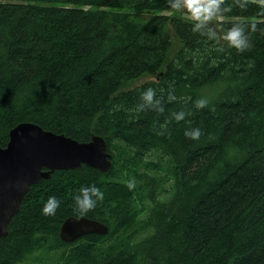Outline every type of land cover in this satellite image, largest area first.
Wrapping results in <instances>:
<instances>
[{
    "label": "trees",
    "instance_id": "trees-1",
    "mask_svg": "<svg viewBox=\"0 0 264 264\" xmlns=\"http://www.w3.org/2000/svg\"><path fill=\"white\" fill-rule=\"evenodd\" d=\"M195 3L0 0V147L33 122L78 141L99 135L112 155L107 172L83 164L32 185L0 264L57 249L60 264H264V0L175 14ZM143 75L155 79L125 88ZM50 198L59 203L46 214ZM69 216L108 232L63 242Z\"/></svg>",
    "mask_w": 264,
    "mask_h": 264
},
{
    "label": "water",
    "instance_id": "water-1",
    "mask_svg": "<svg viewBox=\"0 0 264 264\" xmlns=\"http://www.w3.org/2000/svg\"><path fill=\"white\" fill-rule=\"evenodd\" d=\"M111 157L106 140L99 135L78 141L33 122L16 124L9 130L7 144L0 147V238L7 235L9 222L32 185L49 178L55 170L76 169L83 164L107 172ZM107 232L108 226L101 221L69 216L60 225L59 238L72 243L86 234Z\"/></svg>",
    "mask_w": 264,
    "mask_h": 264
},
{
    "label": "rangeland",
    "instance_id": "rangeland-1",
    "mask_svg": "<svg viewBox=\"0 0 264 264\" xmlns=\"http://www.w3.org/2000/svg\"><path fill=\"white\" fill-rule=\"evenodd\" d=\"M206 2V0H196L195 3V10L197 11L196 13H188V14H182L180 10L176 11L175 14H181L182 17L186 18V19H190V20H194V19H198L200 14H198V8L202 9V6L204 3ZM167 14H171V12H167ZM221 19V18H220ZM212 23L214 26V31L216 33V35H220V31L218 28V25L216 23V20L212 19ZM167 27H169V25H167ZM180 47V42L175 38V36H173V44L172 47L168 53V57H172V55L175 53V51ZM154 80L155 77H151L148 75H143L139 78H137L136 80L130 81L129 83H127L125 85V88H132L134 86H137L145 81H149V80ZM220 85H218V87H220ZM207 91L212 94L215 91H211L212 89H208V87L206 88ZM154 154H151L150 157H154ZM61 253V249H57V250H51V251H36L34 252L33 255H31L28 259H26L25 261H23L20 264H38L40 261H42L44 264H60V259H59V255ZM38 258H40V260L36 261Z\"/></svg>",
    "mask_w": 264,
    "mask_h": 264
},
{
    "label": "clouds",
    "instance_id": "clouds-1",
    "mask_svg": "<svg viewBox=\"0 0 264 264\" xmlns=\"http://www.w3.org/2000/svg\"><path fill=\"white\" fill-rule=\"evenodd\" d=\"M231 36L233 41L236 43L237 47H239L243 43V41L237 39V37L239 36L238 31H234L233 33H231ZM150 97H151V92L148 93V98ZM195 135H198V133H196ZM91 192L93 195H99L96 189H92ZM89 193H90L89 189H85L83 193V199L80 200L79 198H77L78 204L80 205L81 209L85 211L94 206ZM58 203L59 202L55 198H50L49 202L46 204L44 208V212L46 214L53 213L55 208L58 207Z\"/></svg>",
    "mask_w": 264,
    "mask_h": 264
}]
</instances>
